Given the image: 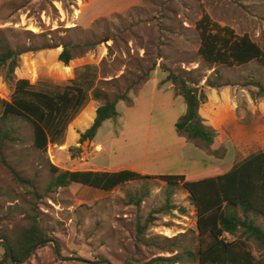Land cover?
<instances>
[{"label": "rangeland", "instance_id": "obj_1", "mask_svg": "<svg viewBox=\"0 0 264 264\" xmlns=\"http://www.w3.org/2000/svg\"><path fill=\"white\" fill-rule=\"evenodd\" d=\"M203 14L264 47V0H0V53L5 47L24 51L10 75L7 67L0 70V117L2 101L10 100L17 80L55 93L84 66L96 75L60 146L49 144L41 152L32 144L30 123L0 121L13 136L0 153V264H10L1 240L10 249L31 227L41 229L49 243L37 247L24 264H171L168 258L175 255L181 259L176 264H197L187 260V251L198 244L195 208L181 185L143 179L109 192L74 183L52 192L45 188L53 177L50 166L61 171L126 166L147 175L189 177L195 168L191 163L223 159L176 134L174 117L185 108L182 98L169 109L160 103L164 94L146 80L157 78L162 89L170 84L177 95L164 81L165 70L200 85L216 70L219 77L212 81L228 84L204 89L208 102L202 114L217 127L211 150L223 153L231 139L245 147L238 161L264 147V94L255 95L258 86L264 88V66L251 62L207 69L197 54L195 30ZM64 45L71 52L67 65L58 60ZM94 90L101 99L92 96ZM124 93L133 94L136 107L126 112L122 101L117 107L121 122L107 120L98 129L95 142L101 152L94 138L80 143L94 109ZM250 100L257 108L253 118L246 110ZM230 102L237 105V120ZM256 223L264 230L262 219ZM251 250L257 254L254 246ZM155 258L161 260L153 263Z\"/></svg>", "mask_w": 264, "mask_h": 264}, {"label": "trees", "instance_id": "obj_2", "mask_svg": "<svg viewBox=\"0 0 264 264\" xmlns=\"http://www.w3.org/2000/svg\"><path fill=\"white\" fill-rule=\"evenodd\" d=\"M199 47L197 54L207 69L213 66L233 68L255 62L264 66V47H260L248 35L234 33L228 26H222L203 14L195 23ZM39 49V48H38ZM8 47L0 53V70L7 67L10 75L17 64L18 55ZM58 60L67 65L71 60L68 45H64ZM165 82H170L176 94L183 99L185 111L174 124L175 132L195 147L203 149L216 158H223L226 150L218 153L211 150L216 136L215 130L207 126L199 114L200 107L206 103L205 87L220 88L227 86L213 71L200 85L169 70H165ZM190 72L185 71L184 75ZM96 75L93 68L84 66L76 70L69 84L55 93L34 90L27 80H17L9 101H2L0 121L20 118L32 127L34 148L45 152L47 146H60L64 140L68 124L74 119L88 100V90L93 87ZM146 79V78H144ZM144 79H141L144 81ZM148 80V79H146ZM144 83V82H143ZM264 94V88L258 86L255 95ZM92 96L101 99L99 91ZM123 101L129 106L132 101L128 94H118L112 100H105L96 108L92 125L80 135L79 142L92 140L102 123L114 120L118 113L116 105ZM11 130L0 128V153L5 141L12 139ZM53 177L45 190L52 192L70 184H80L89 188L109 192L117 186L137 180L158 179L168 186L181 185L189 194L195 208V228L198 244L194 252L187 251V260L197 264H264V230L257 225L256 219L264 221V150L252 153L237 162L227 172L196 181H186L183 175H140L122 170L106 171H61L50 166ZM44 241L42 231L31 227L19 235L15 244L10 246L11 258L5 247V257L10 264H17L25 259L30 250ZM257 249V254L251 250ZM161 258H155L158 263ZM175 255L168 258L171 264L180 261Z\"/></svg>", "mask_w": 264, "mask_h": 264}, {"label": "crops", "instance_id": "obj_3", "mask_svg": "<svg viewBox=\"0 0 264 264\" xmlns=\"http://www.w3.org/2000/svg\"><path fill=\"white\" fill-rule=\"evenodd\" d=\"M149 80H151V83H152L151 84V89L154 92L156 91L159 94H164V96H162V97L160 96L161 97V101H160V98H157V101H160L161 104H164V106H166V107H168L170 109V107L173 108L175 105H179L181 103L180 102L181 101L180 100L181 99L180 96H177V95L174 94L173 90L171 89L172 86L170 84H168L167 86L164 85L163 86L164 89H162V88H160L158 86V84H160L159 83L160 80H158L157 78H152V77H149L148 81ZM145 85H146V83L143 86H145ZM143 86L140 88V90L138 91V93L136 95H138V94L140 95L141 94V91H142ZM129 97H130V99L132 101V103H131L130 106L127 103L123 102L124 103V106H125L124 109H126V112L132 111L136 107L135 97H133V94L132 95H129ZM223 99L226 100L225 97H223ZM121 103H122V101H120V102L117 103L116 110H117V107ZM230 107L232 109V116H233V118L235 120L239 119L237 117V105L234 104L233 102L232 103L230 102ZM201 109H202V107H200V109H199V114H200L201 118L204 120V123L207 126H209L212 129H214L216 131V133H217V127H216V125L213 123V121H212V119L210 117H206V116H204L202 114V110ZM256 109L257 108L255 107V105L250 100L247 103V105H246V110L250 113L249 114L250 117H252V118L255 117V115L257 114V110ZM95 110L96 109H94V117H95ZM184 111H185V108H184V110L182 108L181 111L174 117V119L176 118V121H177L178 117L180 115H182L184 113ZM118 113L119 114L117 115V117L114 120H108V121H114L113 123L115 125L119 124L121 122V119L122 118L120 117V112H118ZM263 114H264V112H263ZM103 123H102V125H103ZM178 137H180V136H178ZM95 138L96 137H94V142H95ZM95 144H96V146H98L97 147V150H99V152H101L102 146L100 145L99 141H98V143L95 142ZM225 148H226L227 151H226V154H225L224 158L223 159H214L213 164L210 161H199V162H193V163H191L192 165H195L194 166L195 168L192 171V173L189 174V177H185V175H183L184 178H185V180L186 181H196V180H200V179L207 178V177H211V176L221 175V174L227 172L228 170H230L234 164H236L237 162H240L241 160L245 159L246 157H248L249 155L252 154L251 153V154H248V155H244V156L241 157L240 160L234 161L236 157H239L241 154H244L245 147L242 146V145L239 146V144L237 142L232 141L231 139H227L226 142H225ZM260 150H264V147L261 148V149H259V150H256L255 152L260 151ZM255 152H253V153H255ZM227 160H229L230 162H227ZM122 170H128V171L136 172L135 170H133V169H131L129 167H126V166L111 167V165L109 167H100L99 169H96V170H81V171L117 172V171H122ZM136 173H138V172H136ZM138 174H140V175H147L145 172H140ZM150 175H152V176H158V175H165V174H162V173L157 172V173H154V174H149V176ZM175 175H179V174H175Z\"/></svg>", "mask_w": 264, "mask_h": 264}, {"label": "water", "instance_id": "obj_4", "mask_svg": "<svg viewBox=\"0 0 264 264\" xmlns=\"http://www.w3.org/2000/svg\"><path fill=\"white\" fill-rule=\"evenodd\" d=\"M1 241H2L3 244L6 246L7 251H8V254H9L10 258H11V251H10V249H9V247H8V245H7V243H6L3 239H2ZM46 243H49V241H42V242L36 244V245L30 250V252L27 254V256L25 257V259H24L23 261H21V262H18L17 264H24V263L29 259V257H30L31 254L35 251V249H36L37 247H39L40 245H44V244H46ZM52 244H53V246H54V248H55V252H56V254H58V251H57V248H56L55 244H54V243H52ZM96 264H100V262H96ZM105 264H109V263H105Z\"/></svg>", "mask_w": 264, "mask_h": 264}]
</instances>
